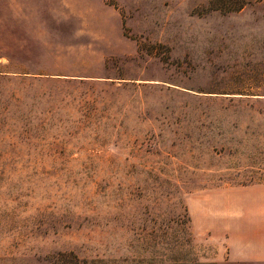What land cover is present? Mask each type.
Here are the masks:
<instances>
[{
	"label": "rangeland",
	"instance_id": "1",
	"mask_svg": "<svg viewBox=\"0 0 264 264\" xmlns=\"http://www.w3.org/2000/svg\"><path fill=\"white\" fill-rule=\"evenodd\" d=\"M242 2L0 0V264H264L215 254L264 202Z\"/></svg>",
	"mask_w": 264,
	"mask_h": 264
},
{
	"label": "crops",
	"instance_id": "2",
	"mask_svg": "<svg viewBox=\"0 0 264 264\" xmlns=\"http://www.w3.org/2000/svg\"><path fill=\"white\" fill-rule=\"evenodd\" d=\"M244 188L258 189L260 187ZM254 207L255 210L243 214L242 224L234 225L235 228L232 225L225 228L227 233L225 236L226 250L223 255L218 249L215 253L216 258L264 260V202L256 203ZM237 232H241L242 237L234 241L233 238L237 236ZM248 235H251V240L247 238ZM246 244H249V247Z\"/></svg>",
	"mask_w": 264,
	"mask_h": 264
},
{
	"label": "trees",
	"instance_id": "3",
	"mask_svg": "<svg viewBox=\"0 0 264 264\" xmlns=\"http://www.w3.org/2000/svg\"><path fill=\"white\" fill-rule=\"evenodd\" d=\"M243 0H207V5L211 8H219L223 11L238 10L243 2ZM199 261L194 264H218L214 261Z\"/></svg>",
	"mask_w": 264,
	"mask_h": 264
}]
</instances>
